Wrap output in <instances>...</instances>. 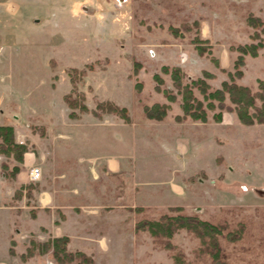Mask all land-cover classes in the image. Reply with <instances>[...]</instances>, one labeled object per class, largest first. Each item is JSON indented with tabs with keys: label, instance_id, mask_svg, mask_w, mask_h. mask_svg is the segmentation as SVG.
Listing matches in <instances>:
<instances>
[{
	"label": "rangeland",
	"instance_id": "obj_1",
	"mask_svg": "<svg viewBox=\"0 0 264 264\" xmlns=\"http://www.w3.org/2000/svg\"><path fill=\"white\" fill-rule=\"evenodd\" d=\"M7 1L0 0V121L12 123L15 140L25 142L27 149L36 147L41 150L42 164L46 166V171L40 167L41 176L45 172H54L49 165L53 154L49 135H44L46 123L43 120L51 111L59 115L70 111L62 97L63 92L78 96L88 94L86 103L91 105L94 102V108L99 96L115 98L127 105L134 117L142 114L141 102L159 98L160 94L153 91L150 72L160 66L161 57H172L171 47L176 48L167 40L164 23L178 22L177 11L163 12L162 16L161 12L147 13V4L142 0L140 4L144 12H139V18L144 14L155 16L160 13L159 21L163 18L160 27L156 23L155 27L146 25V18L138 27L127 25L121 28L113 25V21L100 11L91 18L83 15L80 8L72 11L73 14L69 11L73 4L91 6V2L84 0H11L18 6L11 11H3ZM46 6L56 10V14L46 21H35L36 13H41V8ZM104 10L101 11L105 14L108 9ZM11 13L16 16L9 18ZM30 17L32 21H29ZM236 22L231 36L235 42L207 43L210 53L202 55L196 52L190 41L194 27L182 31L180 22L177 27L182 31L181 36L174 35L167 27L173 36L186 34L179 44L182 49L179 57L182 54L188 57V75L184 74L183 81L189 80V74L200 67L216 72L213 78L207 79L211 87H217L226 78V71L232 69L236 54L230 47L247 40L246 25ZM132 30H137L134 36L131 35ZM260 36L262 46L258 48V55L245 54L242 76L236 80L251 90H256L258 77L264 79V33ZM159 38L166 40L160 43ZM227 46L231 53L227 52ZM222 47L227 49L229 58L223 61L225 67L220 68L213 64L211 56L217 57ZM154 53L160 55L156 57ZM193 54L202 57H197L194 62L195 59H190ZM134 60H138L140 70L143 69L138 76L142 83L138 91L133 87V76L129 75ZM166 74L162 77V86L171 85ZM194 92L200 96L196 90ZM82 99L78 98L80 102ZM91 109L86 111L92 113ZM72 110L75 114L79 111L77 108ZM211 113L207 111L210 121L203 130L204 139L208 141L200 162L206 169L199 175L203 181L198 184L195 175L184 179L187 199L185 207L180 206L181 212L224 224L217 239L221 248L220 259L226 264H264V122L244 125L238 122L233 112L223 111L228 124L221 126L212 120ZM186 134L193 138L200 136L193 129ZM1 161H5L9 168L17 162L4 154H0ZM31 164L40 166L32 159L27 166ZM67 172L72 177L62 178V185L87 184L90 180L88 172ZM110 187L108 185V189ZM171 207L174 206L167 209L141 208L130 213L123 211L122 233L119 237L108 234L105 250L94 251L89 264H213L202 241L185 228L175 229L169 239V248L163 246L162 238L153 239L147 230L134 228V221L139 218L157 219L162 213H174L175 210H169ZM227 230L236 236L231 239L224 237ZM173 254L178 255V263ZM36 264L55 263L50 254L44 252L38 254Z\"/></svg>",
	"mask_w": 264,
	"mask_h": 264
},
{
	"label": "crops",
	"instance_id": "obj_2",
	"mask_svg": "<svg viewBox=\"0 0 264 264\" xmlns=\"http://www.w3.org/2000/svg\"><path fill=\"white\" fill-rule=\"evenodd\" d=\"M86 1L91 2V6L84 3L73 4L69 11L74 12L80 8L82 14H87L90 18L100 11L104 17L113 21V25L121 28L127 25L138 27L146 18V25L155 27L156 23L160 27L159 23H162L163 18L159 21L158 17L163 12L177 11L178 22L164 23L167 40L176 45V48L171 47L172 57H161L158 64L178 65L185 75H188V57L184 54L179 57V52L182 51L179 44L186 34L182 37L173 36L168 32L169 25L178 26L183 21L190 24L197 20L199 35L207 43L228 44L234 41L233 29L238 20L246 25L244 32L247 40L239 42L243 43L252 40L249 37L252 28L245 22L246 14L250 12L264 18V0H84ZM141 2L147 4V13L161 12V16L160 13L149 15L150 17L144 14L139 18V12H144ZM6 3L8 4L4 5L3 11H11L18 6L11 0ZM48 7H42L41 13L38 11L33 17L34 20L46 21L48 17H53L56 10ZM106 9L109 10L108 14V10L105 14L101 11ZM14 14L11 13L9 18L16 16ZM31 17L29 21L33 20ZM135 32L137 30H132L131 35L134 36ZM164 40L166 39L159 38L158 42L162 43ZM227 49L222 47L217 55L220 68L225 67L223 61L226 62L229 58L227 52L231 53L229 49L226 52ZM157 55L160 54L154 56ZM197 57L202 56L193 54L190 59H195L196 62ZM244 57L246 62V56ZM200 69L202 67L188 77L198 75ZM142 70L138 68L136 73L131 70L129 75L134 80L138 79ZM209 71L216 75L214 70ZM153 72H159V67L152 70L150 76ZM164 74L160 73L162 77ZM166 87L171 88V85ZM155 92L160 94L159 98L141 102V112L143 104L168 102L161 92ZM81 94L86 110L96 109L93 107L94 102L91 105L86 103L88 94ZM102 100L124 106L128 121L113 114L114 112L100 110H97L98 114L78 111L73 116L51 111L43 123H46L44 135H49L53 154V161L49 165L54 172H45L36 181L28 179L27 164L31 159L35 164L40 163L41 169L46 171V166L42 164V152L36 147L23 152L22 162L12 179L4 176L0 168V264H36L39 253L25 259L20 258L29 240L44 241L62 235L68 238V250H80L92 258L94 251L105 250L108 234L119 237L122 233L123 211L130 213L141 208L185 207L187 191L184 179L195 175L198 184L202 183L203 178L199 175L205 173L206 169L200 162L202 150L208 142L204 139L203 130L210 121L209 118L206 121L192 120L190 117L175 120L173 116L181 113L178 95L174 101L168 102L166 115L160 120L148 118L143 112L134 117L127 105L115 98L97 97V101ZM214 122L221 126L228 124L223 112L221 120ZM0 124L4 123L0 121ZM191 129L197 130L200 136H187V131ZM68 170L88 172L90 180L87 184L62 185V178L72 177ZM108 185L111 186L109 189ZM76 198L79 200L76 201ZM10 246L13 253L8 251Z\"/></svg>",
	"mask_w": 264,
	"mask_h": 264
},
{
	"label": "trees",
	"instance_id": "obj_3",
	"mask_svg": "<svg viewBox=\"0 0 264 264\" xmlns=\"http://www.w3.org/2000/svg\"><path fill=\"white\" fill-rule=\"evenodd\" d=\"M247 25L253 28L249 34L252 39L248 42L237 43L230 48L237 53L232 60V69L226 71V78L222 79L217 87H211L207 79L214 77L213 72L207 69H200L198 75L183 81L184 72L178 65L161 64L159 66L160 73H167L170 77L171 88L162 86L163 78L159 72H153L151 78L154 81L153 89L163 94L168 102L176 99V94L179 95L180 114H175L173 118L177 121L190 117L192 120L206 121L207 111H212L211 117L213 121L219 122L223 111L233 112L241 124L251 125L253 123L264 122V79L257 78L256 90H251L248 85L238 83L236 80L242 76V66L244 65V55L248 54L256 56L258 48L262 46L260 34L264 33V18H260L252 13H247L245 16ZM194 27V34L190 38L196 52L200 55L210 53V47L207 40L199 35V25L197 20H193L190 24L182 22V31ZM170 32L174 35H182V31L177 26H168ZM214 65L219 66L217 57L211 56ZM264 66V56L262 58ZM220 67V66H219ZM139 68L138 60L132 63V72L136 73ZM141 81L135 79L133 87L136 91L141 88ZM200 96H197L194 92ZM71 95L66 92L62 95L67 106L70 108L69 115H75L72 109L79 111L86 110V106L78 98H83L81 94ZM256 100L259 102L257 103ZM168 102H152L151 104H143L142 112L148 118L156 120L163 119L166 115V110L169 107ZM93 113L98 114L97 108L100 111L116 112L125 121H128L126 108L118 106L108 100L97 101L95 103ZM27 150V145L22 142L15 141L14 129L11 124H0V153L5 156H10L15 159L18 164L14 163L8 168L5 161L0 162L2 173L6 177L12 178L14 173L19 169V164L22 162V154ZM169 210H175L174 213H162L157 219L139 218L134 221V228L138 230H147L153 239H163V246L169 248L170 237L177 228H185L194 233L204 244V249L213 259V264H226L221 258V248L218 242V235L222 233L224 224L211 222L207 219L199 218L194 214L181 212V207H171ZM233 235L230 230H227L223 236L231 239ZM234 236V238H235ZM67 237L65 235L48 238L44 241H36L30 239L25 251L20 254L21 259H25L35 253L48 252L55 264H68L74 261L76 264H89L92 262L90 255L85 254L80 250H68L66 248ZM12 244V243H11ZM10 253L13 249L8 248ZM175 262H179L177 254H173Z\"/></svg>",
	"mask_w": 264,
	"mask_h": 264
},
{
	"label": "built area",
	"instance_id": "obj_4",
	"mask_svg": "<svg viewBox=\"0 0 264 264\" xmlns=\"http://www.w3.org/2000/svg\"><path fill=\"white\" fill-rule=\"evenodd\" d=\"M122 1V0H121ZM19 142H22V140H19ZM28 179L30 181H36L39 180L41 177V170L40 166L38 165H29L28 171H27Z\"/></svg>",
	"mask_w": 264,
	"mask_h": 264
}]
</instances>
